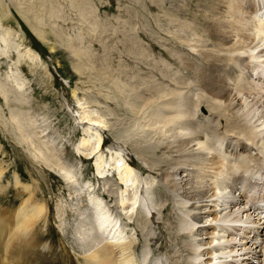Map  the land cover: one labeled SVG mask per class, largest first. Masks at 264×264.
I'll use <instances>...</instances> for the list:
<instances>
[{"label":"rangeland","instance_id":"1","mask_svg":"<svg viewBox=\"0 0 264 264\" xmlns=\"http://www.w3.org/2000/svg\"><path fill=\"white\" fill-rule=\"evenodd\" d=\"M207 1L0 0V35L8 43L4 48L0 41V90H3L1 83L7 76V80L16 76L20 92V95L12 94L11 98L15 97V100L10 99L8 103L0 92V159L3 167H7L2 179L5 183H11L12 173L16 172L23 182L32 183L35 180L38 185L37 196L49 204V222L43 227L44 232L40 235L41 242H48L51 248L53 247V252L37 253L39 260L31 264H83L82 257L90 250L87 246L84 249L81 244V231L78 230L81 221L77 212L93 211L88 200L95 197L102 207H105L108 215L117 221L122 237L120 242H130L133 252L130 256L135 257L137 264H192L193 255L187 244L190 241L182 235L176 239L172 236L170 239L161 230L163 222H167L168 213L173 215L171 223L176 225L173 233L189 230V225L186 227L182 221L183 215L173 201L169 200L170 210L164 214L165 220H155L153 223L148 222L145 216L138 219L136 212L139 209L130 210L131 206L122 208L121 204L122 200L130 203L132 194L138 201L146 198L144 202L147 203L143 204L147 209L150 206V214L155 213V217L159 208L167 204L165 199H170L169 193L166 194L167 192L162 190L161 193L155 189V185L161 184L162 180L156 173L151 172L149 165L145 168L139 166L135 159L132 160L134 154L131 147L138 141L146 144L143 147L148 153V163L160 161L156 156L159 155L158 149L150 144L155 137L154 131L149 129L154 122L157 124L160 114H170L157 108L164 99H169L167 97L171 94L167 93L178 94L176 100L179 101L171 98L174 104H168L174 106L178 103L180 110L185 105L187 108L192 106L201 112V117L205 118V121L202 118L199 122L201 127L209 121L211 123L206 127L212 131L213 125L218 123L219 126V116L213 119V116L208 114L210 111L204 113L202 106L196 108L199 100L204 98L200 99L204 94L202 90L195 86L196 88L191 89L192 93H188V85L183 86L195 79L193 71L190 67L187 68V65L204 70L213 60L210 52L213 54L216 47L208 40L203 30L205 24L202 20V8ZM243 64L245 63H240V66L243 67ZM247 70L248 68L243 69L245 72ZM180 82L181 85L177 84ZM260 82L259 87H264V80ZM154 89H157V94H153ZM252 102L244 108V114L241 116V121L247 122L246 125L255 123ZM180 103L183 106L180 107ZM203 104L208 103L204 100ZM82 107L88 115L101 118L103 124L87 125L89 121L81 115ZM15 110L23 112L27 121L29 120L33 126L30 128L32 131L34 129L31 136L34 137V142L43 143L44 146L41 147L43 152L46 151L48 158L52 157V161L59 160L67 167L69 165L68 168L73 172V183H76L72 188L62 184L39 158L34 159V155H40L36 148H26L25 144L18 142L19 137L14 138L12 132L4 129L3 122L8 121L10 112ZM156 111H159V114ZM81 131H91L102 138L97 160V156L85 160L80 157L79 153L90 151L80 143L83 136ZM35 144L33 146H36ZM145 146H148L147 149ZM163 153L165 154L164 150ZM113 155L126 160L133 167V187L128 185L130 182L127 183L128 186L121 184L117 170L109 167ZM100 157L103 158L99 159ZM100 161L104 164H98ZM98 167L103 170H98ZM98 172L108 176L101 179L97 176ZM83 184L88 185L83 187ZM74 188L77 189L76 195ZM1 197L0 204L9 210L17 207L20 202L14 197V189L10 185L4 197ZM263 203L261 200L257 205ZM237 206L233 208L235 211ZM81 207L87 209L83 210ZM251 210L248 211L253 212L251 218L254 216L257 220L256 212L258 215L262 212L258 209ZM84 213L87 214L86 211ZM261 220L264 221V218ZM263 227L257 232L262 239ZM254 236L253 233L251 237ZM109 237L97 239L94 244L96 246L92 247H100L107 243V240L111 244L115 243V239ZM253 238L250 243L253 246L259 244V251H262V239L259 242ZM182 244L186 246L183 247ZM112 247L115 261L120 263L126 254L121 255L117 244ZM262 252L257 256L261 253L262 258ZM145 256L147 260L143 262ZM41 259L47 262L40 263ZM176 260L180 263H176ZM254 262H257V259L250 263Z\"/></svg>","mask_w":264,"mask_h":264},{"label":"bare ground","instance_id":"2","mask_svg":"<svg viewBox=\"0 0 264 264\" xmlns=\"http://www.w3.org/2000/svg\"><path fill=\"white\" fill-rule=\"evenodd\" d=\"M243 1H245L246 7ZM205 3L202 8V20L205 24L203 30L216 49L213 50V54L210 52L213 60L208 67H204V70L187 65V68L190 67L193 71L195 79L183 86H189H187L189 88L188 93L192 88H196L195 86L202 90L204 94L201 95L200 99L204 98L201 99L202 101L199 100L201 104H196V108L202 106V110H205L204 113L210 111L208 114L210 117L213 116V119L219 116L221 118L219 126L218 123L213 125L212 131L206 127L211 121L208 120L209 122H207L206 120L208 124L201 127L199 122L202 121V118L205 121V118L201 117V112L199 113L192 106L187 108L186 105L185 108H182L183 111L180 110L177 107L179 101L176 100L178 94L167 93L171 96L167 97L169 99L163 98V102H160L161 104H158L159 107L157 108L160 111L163 109L164 112H170V114L167 116V113L160 114L157 124L154 122L155 125H151L149 129L154 131L155 137L153 143L150 144L158 149L159 155L156 156L158 159L160 158V161L148 163L146 158L148 153L143 147L146 144L136 141L135 146L132 145L131 147L134 154L132 160L135 159L134 161L139 166L145 168L149 165V168L152 169L151 172L156 173L162 180L161 184L155 185V189L159 192L162 190L167 192L166 194L169 193L170 199H165L167 204L159 208V213L157 212L155 217H153L155 213L154 215L150 214V206H147V209L143 204L146 198L143 201L142 198L141 201H138L139 199L136 200V196L132 194L130 203L122 200V204L121 201L120 204L122 208L131 206L129 207L130 210L139 209L136 212L138 219L145 216L148 222L153 223L155 220L159 221L165 218L166 211L170 210L168 205L170 201H173L183 215L182 221L186 227L189 225V230L173 233L176 225L171 223L173 215H169V213L166 218L167 222H163L164 226L161 224L163 226L161 230L170 239L172 236L176 239L177 236L182 235L190 241L187 244L193 255L192 264H259L260 262L264 264V238H259L258 235L264 226V221L261 220L264 218V203L257 205L261 200L264 202V87L258 85V82L264 80V58L261 59L264 57V0H208ZM1 36L0 41L6 48L8 46L7 40ZM2 53L5 52L2 51ZM238 62L245 64L241 67L242 65L240 66ZM244 68H248V70L245 72L243 71ZM11 77L12 80H7V76L1 83L3 90L0 92L6 103L10 102V99L15 100V97L11 98L12 94L20 95L18 78L16 76ZM177 84L181 85V82ZM156 90L154 89L153 94H157ZM185 95L188 94L185 93ZM249 97L252 98L248 100ZM157 98L159 97L157 96ZM171 98L177 101V105L168 104L169 102L173 103ZM204 100L208 104L204 105ZM251 101H253L251 106L256 116L254 118L255 123L246 125L247 122L241 121L243 120L241 116L244 114V108ZM181 106L183 105L180 103ZM156 113L159 114V111ZM81 115L82 118L89 121L87 125L101 126L100 124H103L101 118L88 115L83 107ZM206 119H208L207 116ZM28 121L23 112L15 110L10 112L9 119L3 122V126L4 129L12 132V135L14 134V138L19 137L18 142L25 144L26 148L30 149L31 146L36 148L37 151L36 149L35 151L40 155L30 153L34 155V159L39 158L41 163L51 170L62 184L72 188L76 183H73L75 181L73 172L68 168L69 165L67 167L59 160V162L57 160L52 161V157L51 159L48 158L46 151L43 152L44 149L41 147L43 143L34 142V137L31 136L34 129L32 131L33 126ZM193 125L196 126L193 127ZM81 132H83V136L80 137V143L83 148L88 147L90 151L79 153L80 157L84 160L93 156L96 157L102 146V138L91 133V131ZM138 139L140 140V138ZM150 144L148 143V145ZM147 147L145 146L146 149ZM31 157L33 158V156ZM98 157L99 155L96 160ZM112 157L113 161L109 163V167L117 170L119 182L125 186L130 182L128 185L133 187L135 183L132 179L134 176L133 167L126 160L123 161L116 155ZM101 158L103 157L99 159ZM98 164L102 165L104 162L100 161ZM101 165H99L100 168ZM99 167L98 170H103ZM5 168L7 167H3L0 159V197H4L5 191L10 185L14 189V197L18 198L20 202L17 207L10 210L0 204V264H31L35 260H39L37 253L52 254L51 252H53V247L51 248L48 242H41L40 235L44 232L43 227L49 222V204L45 199L37 196L38 185L35 180L32 183L23 182L17 173L13 172L11 183L3 182ZM50 175L53 176L51 172ZM97 176L102 179L108 175L98 172ZM85 184L82 186L88 185ZM75 192L77 189H75L74 194ZM143 194L145 193L143 192ZM88 203L92 204L93 211L87 213V210H84L87 208L81 207L87 214L83 210V212H77L79 221H81L78 228L81 231L79 233L81 244L84 249L87 246L90 250L88 254L86 253L82 257V263H118L116 262L118 260L115 261L116 256L112 247L113 244H117L121 251H125H120L121 255L122 253L126 254H123L124 256L118 264H137L135 257L130 256L133 254L130 242H120L122 237L115 218L108 215V212L104 210L105 207H102L101 202L96 197L89 198ZM236 205H238L237 211L233 209ZM255 205L257 207L254 208ZM239 209L240 211H238ZM251 209L253 211L258 209L262 212L261 215L256 212L257 220L254 216L251 218L253 212H248ZM244 213L245 219H243ZM253 233L255 240L260 242L262 239L263 252L259 251V244L253 246L250 243ZM109 235L111 236L109 237ZM237 235H240L238 239L236 238ZM103 236L113 238L112 240L115 239V243L111 244L107 240V243L100 244V247H92L96 246L94 244L97 239H101ZM259 252H262V258L261 253L260 256H257ZM253 259H257V262L250 263ZM146 260L147 257L145 256L143 262ZM43 262L47 261L41 259L40 263ZM175 262L178 263L179 261L176 260Z\"/></svg>","mask_w":264,"mask_h":264}]
</instances>
